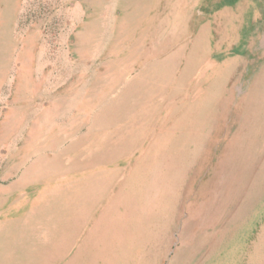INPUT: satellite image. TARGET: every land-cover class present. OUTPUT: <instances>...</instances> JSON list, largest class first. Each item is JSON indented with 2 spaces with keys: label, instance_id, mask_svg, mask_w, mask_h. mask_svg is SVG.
I'll return each instance as SVG.
<instances>
[{
  "label": "rangeland",
  "instance_id": "rangeland-1",
  "mask_svg": "<svg viewBox=\"0 0 264 264\" xmlns=\"http://www.w3.org/2000/svg\"><path fill=\"white\" fill-rule=\"evenodd\" d=\"M263 77L264 0H0V264H262Z\"/></svg>",
  "mask_w": 264,
  "mask_h": 264
},
{
  "label": "bare ground",
  "instance_id": "bare-ground-1",
  "mask_svg": "<svg viewBox=\"0 0 264 264\" xmlns=\"http://www.w3.org/2000/svg\"><path fill=\"white\" fill-rule=\"evenodd\" d=\"M239 7V6H238ZM241 8H243V7H241ZM239 10V9H238ZM243 12V11H242ZM245 14V13H244ZM244 16V15H243ZM234 19V18H233ZM244 19H246V17L244 18ZM246 22V21H245ZM241 25V24H240ZM245 25H247V24H245ZM239 27V26H238ZM237 28V27H236ZM240 28V27H239ZM260 28V27H259ZM242 29V28H241ZM245 32H246V30H245ZM232 33V32H231ZM240 33V32H239ZM257 33V32H256ZM250 34H251V32H250ZM196 35V34H195ZM194 35V36H195ZM247 35V34H246ZM245 35V36H246ZM258 35V34H257ZM194 38V37H193ZM251 38V37H250ZM249 38V39H250ZM220 39H222V38H220ZM220 41V40H219ZM250 41V40H249ZM224 43V42H223ZM220 44V43H219ZM232 44V43H231ZM178 45V44H177ZM252 45V44H251ZM232 46V45H231ZM236 46V45H235ZM178 47V46H177ZM204 47H205V45H204ZM251 47V46H250ZM176 48V47H175ZM245 48V47H244ZM220 49V48H219ZM219 49H217V50H219ZM198 51V50H197ZM160 53H162V52H160ZM171 53V52H170ZM219 53V52H218ZM230 53V52H229ZM153 54V53H152ZM210 57V56H209ZM239 58V57H238ZM245 58V57H244ZM260 58V57H259ZM208 60V59H207ZM251 60H253V59H251ZM223 61V60H222ZM156 62V61H155ZM206 62H208V61H206ZM217 63V62H216ZM154 64V63H153ZM152 64V65H153ZM239 64V63H238ZM147 65V64H146ZM208 67V66H207ZM200 69V68H199ZM198 70V69H197ZM227 70H229V69H227ZM236 70V69H235ZM256 72V71H255ZM254 72V73H255ZM145 73V72H144ZM197 73V72H196ZM205 73V72H204ZM152 74V73H151ZM168 74V73H167ZM170 74V73H169ZM201 74V73H200ZM234 74H236V73H234ZM154 75V74H153ZM141 76V75H140ZM165 76V75H164ZM203 76V75H202ZM234 76V75H233ZM166 77V76H165ZM237 77H238V75H237ZM236 77V78H237ZM138 78H139V76H138ZM142 78V77H141ZM146 78H148V77H146ZM169 78V77H168ZM199 78V77H198ZM264 78V77H263ZM161 79V78H160ZM167 79V78H166ZM165 79V80H166ZM256 79V78H255ZM148 80V79H147ZM168 80V79H167ZM191 80V79H190ZM229 81V80H228ZM255 81V80H254ZM259 81V80H258ZM257 81V82H258ZM189 82V81H188ZM261 82H262V78H261ZM260 82V83H261ZM160 85H162V84H160ZM225 86V85H224ZM259 86V85H258ZM257 86V88H259ZM252 87H253V84H252ZM182 88V87H181ZM217 88V87H216ZM256 88V87H255ZM187 89H189V88H187ZM250 89H252V88H250ZM249 89V90H250ZM227 90H229V89H227ZM195 92V91H194ZM251 92V91H250ZM249 92V93H250ZM254 92V91H253ZM196 93V92H195ZM185 94V93H184ZM228 94V93H227ZM217 95V94H216ZM251 95V94H250ZM227 96H229V95H227ZM226 96V97H227ZM244 96H245V94H244ZM251 96H253V95H251ZM224 97H225V95H224ZM248 97H250V96H248ZM216 98H217V96H216ZM231 98V97H230ZM229 98V99H230ZM181 99V98H180ZM227 99V98H226ZM160 101H162L161 99H159ZM228 101V100H227ZM243 101V100H242ZM167 102V101H166ZM222 102V101H221ZM249 102H250V100H249ZM248 102V103H249ZM166 104V103H165ZM249 105V104H248ZM241 107V106H240ZM246 108V107H245ZM220 109V108H219ZM256 112V111H255ZM220 113V112H219ZM254 114V113H253ZM242 116H243V114H241ZM117 117H119V116H117ZM241 117V116H240ZM239 117V118H240ZM256 117V116H255ZM210 118V117H209ZM264 118V117H263ZM257 119V118H256ZM115 120H116V118H115ZM158 120V119H157ZM209 121V120H208ZM116 122V121H115ZM212 122V121H211ZM213 123V122H212ZM256 123V122H255ZM259 123V122H258ZM237 124H238V122H237ZM242 124V123H241ZM170 125V124H169ZM210 125H212V124H210ZM242 128H243V126H241ZM241 128V129H242ZM199 129H201V128H199ZM206 129V128H205ZM209 129V128H208ZM241 129H239V130H241ZM245 129V128H244ZM238 130V129H237ZM178 131V130H177ZM200 131H202V130H200ZM200 131H199V133H200ZM157 132V131H156ZM239 133V132H238ZM201 134V133H200ZM236 135V134H235ZM147 136V135H146ZM203 136H204V134H203ZM237 136V135H236ZM234 137V136H233ZM232 137V138H233ZM257 137V136H256ZM234 138H236V137H234ZM103 140V139H102ZM233 140V139H232ZM234 141V140H233ZM230 142V141H229ZM94 143V142H93ZM200 143V142H199ZM231 143H233V142H231ZM141 144V143H140ZM172 144V143H171ZM179 145H180V143H178ZM184 144H186V143H184ZM235 144V143H234ZM169 145V144H168ZM171 146V145H170ZM175 146V145H174ZM127 147V146H126ZM139 147V146H138ZM183 147H187V146H183ZM196 147H198L197 145H196ZM231 147V146H230ZM230 147H229V149H230ZM140 148H141V146H140ZM146 148V147H145ZM172 148V147H171ZM170 147H169V149H171ZM136 149V148H135ZM240 149H241V147H240ZM110 150V149H109ZM137 151V150H136ZM227 151H228V149H227ZM187 152H189V150L187 151ZM232 152V150L229 152V153H231ZM134 153V152H133ZM193 153V152H192ZM191 153V154H192ZM227 153V152H226ZM233 153V152H232ZM190 154V153H189ZM189 154L187 155V156H189ZM134 155V154H133ZM180 155L182 156V157H180ZM192 155H194V154H192ZM191 155V156H192ZM201 155V154H200ZM228 155V154H227ZM234 156V155H233ZM225 157L227 158V156L225 155ZM178 158V159H177ZM226 158H224V159H226ZM239 158V157H238ZM183 155H182V152L181 151H178V155H177V157L176 158H174V162L173 163H175L174 165H172L171 167H172V172H176V170L178 169V167H179V165H180V163L183 161ZM231 159H233V158H231ZM227 160V159H226ZM237 160V159H236ZM254 160V159H253ZM129 161V160H128ZM135 161H136V159H135ZM129 163V162H128ZM134 163V162H133ZM224 163V162H223ZM223 166V165H222ZM96 167V166H95ZM119 167V166H118ZM126 167V166H125ZM124 167V168H125ZM133 167V166H132ZM221 168V167H220ZM226 170L224 169V172H225ZM76 172V171H75ZM223 172V173H224ZM227 172V171H226ZM242 172V171H241ZM248 172V171H247ZM178 173H181V172H178ZM219 174V173H218ZM218 174H217V177L219 178V176H218ZM241 174V173H240ZM237 175V174H236ZM246 175V174H245ZM122 176V175H121ZM83 177V176H82ZM236 178V181H237V178L238 177H235ZM234 178V179H235ZM66 179V178H65ZM45 180V179H44ZM50 180V179H49ZM55 180V179H54ZM62 180H64V179H62ZM217 180V179H216ZM215 180V181H216ZM58 181H59V179H58ZM58 181H56V182H58ZM74 182V181H73ZM117 182V181H116ZM233 182H235V181H233ZM50 183V182H49ZM115 184V183H114ZM113 184V185H114ZM237 184V183H236ZM39 185V184H38ZM37 185V186H38ZM45 186V185H44ZM49 186V185H48ZM215 186V185H214ZM49 188V187H48ZM209 188V187H208ZM37 189V188H36ZM112 189V188H111ZM237 190H238V188H236ZM208 190V189H207ZM206 190V191H207ZM214 190H215V188H214ZM241 190V189H240ZM43 191V190H42ZM48 191V190H47ZM206 191L204 192V193H206ZM212 191V190H211ZM232 190H230V192H231ZM243 191V190H242ZM40 192V191H39ZM50 192V191H49ZM109 192V191H108ZM107 192V193H108ZM207 192H209V190L207 191ZM29 193V192H28ZM46 193V192H45ZM212 193V192H211ZM231 193H233V192H231ZM237 193V192H236ZM53 194V193H52ZM123 194V193H122ZM207 194V193H206ZM213 194V193H212ZM42 195V194H41ZM227 195H228V192H227ZM146 196V195H145ZM206 196V195H205ZM39 197V196H38ZM41 197V196H40ZM124 197V196H123ZM207 197V196H206ZM208 197H210L209 195H208ZM25 198V197H24ZM227 198H230V196L229 197H227ZM4 199H6V198H4ZM3 199V200H4ZM9 199V198H8ZM21 199V198H20ZM23 199V198H22ZM33 199V198H32ZM122 199V198H121ZM226 199V198H225ZM224 199V201L226 202L227 200H225ZM233 199V198H232ZM127 200L128 201H132L133 200V197H131L130 195L129 196H127ZM211 200V199H210ZM13 201V200H12ZM68 201V200H67ZM123 201V200H122ZM3 202H5V201H3ZM7 202V201H6ZM18 202V201H17ZM205 202V201H204ZM2 203V202H1ZM15 203V202H14ZM224 203V202H223ZM227 203V202H226ZM235 203H237V202H235ZM5 204V203H4ZM215 204H216V202H215ZM230 204V203H229ZM238 204V203H237ZM211 205H212V203H211ZM224 205H225V203H224ZM199 206V205H198ZM202 206V205H201ZM213 206V205H212ZM211 206V207H212ZM10 207V206H9ZM98 207V206H97ZM209 207V206H208ZM217 207V206H216ZM235 207V206H234ZM199 208V207H198ZM202 208V207H201ZM218 208V207H217ZM220 208V207H219ZM7 209V208H6ZM19 209V208H18ZM103 209V208H102ZM197 209V208H196ZM213 208H211V210H212ZM232 209H233V207H232ZM44 210V209H43ZM150 210V209H149ZM199 210H201V209H199ZM198 210V212L200 213V211ZM208 210H210V209H208ZM217 210V209H216ZM222 210V209H221ZM5 211V210H4ZM213 211H215V210H212L211 212H213ZM219 211V210H218ZM226 211V210H225ZM257 211V210H256ZM150 212H151V210H150ZM196 212V211H195ZM204 212H206V211H204ZM1 213V212H0ZM49 213V212H48ZM146 213H147V211H145V215H146ZM218 213V212H217ZM41 214V213H40ZM153 214H154V216H156V217H158V215H159V213L158 212H154L153 211ZM194 214V212L192 213V216H194L193 215ZM215 214H216V211H215ZM226 214V213H225ZM145 215H144V217H145ZM196 215H197V213H196ZM195 215V216H196ZM219 215H221V213L219 214ZM223 215V214H222ZM256 215V214H255ZM94 216V213L93 212H90V211H88V210H86V211H82L81 212V220H80V222H84L86 219H90V218H92ZM108 216H110V213H104V214H102L101 216H100V218H99V222H98V224L96 225V227L94 228V229H92V231L91 232H93V234L91 235V237H92V239H93V242L90 244V249H89V253H87V255H86V262H85V264H91V262L93 261V259L95 258V259H98V258H101V257H103L104 256V254H103V251L104 250H106L107 248H108V246H109V244H108V242L110 241V238H111V236L108 234V230H111V229H115L116 230V232H117V239L118 240H120V237L118 236V234L119 233H122V232H124L125 231V229L128 227V225L129 224H126V223H128L131 219V216L128 218V219H124V221L123 222H114V221H111V220H108ZM230 216V215H229ZM217 217H219V216H217ZM258 217V216H257ZM256 217V218H257ZM200 218V217H199ZM213 218V217H212ZM225 218V217H224ZM229 218V217H228ZM227 218V219H228ZM195 219V218H194ZM197 219V218H196ZM205 219V218H204ZM209 218L207 217V220H208ZM213 220V219H212ZM189 221H191V220H189ZM197 221H199V220H197ZM215 221H216V219H215ZM217 221H218V218H217ZM252 221H254V219L252 220ZM251 221V222H252ZM113 222V223H112ZM193 222V221H192ZM203 222V221H202ZM212 222V221H211ZM230 222V221H229ZM245 222V221H244ZM250 222V223H251ZM59 223V222H58ZM188 223V222H187ZM197 223V222H196ZM208 223H210V222H208ZM247 223H249V222H247ZM246 223V224H247ZM204 224H205V222H204ZM212 224H213V222H212ZM215 224V223H214ZM244 224V223H243ZM187 225V224H186ZM240 225V224H239ZM251 225V224H250ZM81 226H82V223H78V224H75V225H73V221H72V219H67V218H64V217H61L60 218V223H59V225H57L55 228H53V229H51V231H52V233L54 234V239H55V241H54V243L53 244H51L50 246H48V247H46V248H42L41 250H37V251H33L31 254H29V252H26V251H23V252H20V253H23V257H28V258H23L22 260L23 261H19V264H38V263H41L42 262V264H56V262H57V260L60 258V257H63L66 253H67V250H68V247L70 246V244H71V242L73 241V239L74 238H76V237H73L74 236V234H77L78 233V231L80 230V228H81ZM202 226H205V225H203L202 224ZM236 226V225H235ZM246 226V225H245ZM191 227V226H190ZM242 228H243V226H241ZM188 228V227H187ZM191 228H193V227H191ZM203 228V227H202ZM230 228V227H229ZM234 228V227H233ZM232 228V229H233ZM227 230H228V228H226ZM5 230H7V229H5ZM188 230V229H187ZM190 230V229H189ZM188 230V231H189ZM230 230V229H229ZM1 231V230H0ZM185 231V230H184ZM3 234H4V232H3ZM186 234V233H185ZM190 235V234H189ZM3 236V235H2ZM7 236V235H6ZM189 237V236H188ZM4 240V239H3ZM188 240H189V238H188ZM191 240V239H190ZM263 241H264V239H263ZM62 242H64L63 243V245H61L62 244ZM261 242V241H260ZM259 245V244H258ZM79 246V245H78ZM89 247H87V249H88ZM213 250V249H212ZM260 252V251H259ZM262 252V251H261ZM264 256V255H263ZM7 259V261H6V264H18V263H16L14 260H12V255L11 254H8V257H6ZM64 259V258H63ZM69 264H78V261H72L71 263H69ZM263 264H264V262H263Z\"/></svg>",
  "mask_w": 264,
  "mask_h": 264
},
{
  "label": "crops",
  "instance_id": "crops-1",
  "mask_svg": "<svg viewBox=\"0 0 264 264\" xmlns=\"http://www.w3.org/2000/svg\"><path fill=\"white\" fill-rule=\"evenodd\" d=\"M261 262H262V264H263L264 261L262 260Z\"/></svg>",
  "mask_w": 264,
  "mask_h": 264
}]
</instances>
